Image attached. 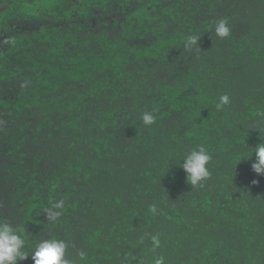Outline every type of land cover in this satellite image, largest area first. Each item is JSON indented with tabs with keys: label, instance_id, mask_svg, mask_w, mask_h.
<instances>
[{
	"label": "trees",
	"instance_id": "16d2710c",
	"mask_svg": "<svg viewBox=\"0 0 264 264\" xmlns=\"http://www.w3.org/2000/svg\"><path fill=\"white\" fill-rule=\"evenodd\" d=\"M261 113L264 0H0V223L29 254L54 238L73 264H264ZM197 145L211 176L192 186L177 165Z\"/></svg>",
	"mask_w": 264,
	"mask_h": 264
},
{
	"label": "clouds",
	"instance_id": "9594fccd",
	"mask_svg": "<svg viewBox=\"0 0 264 264\" xmlns=\"http://www.w3.org/2000/svg\"><path fill=\"white\" fill-rule=\"evenodd\" d=\"M215 33L220 38H227L230 35V28L224 19H219L214 25ZM199 35L191 36L188 41V47H198ZM230 97L227 94L221 95L216 103L217 110L222 109L225 105L230 104ZM152 112H144L142 114V122L144 125H152L156 122V116ZM264 115V113H261ZM252 153H255V160L251 164V170L259 175L264 176V142L257 144L251 148ZM251 153V155H252ZM249 158V157H248ZM248 158H244L247 160ZM212 156L208 149L203 145H197L189 149L183 158L179 161L178 167L181 168L187 175L186 180L190 185H202L210 176L209 163ZM182 161V163H181ZM168 171V170H167ZM253 184L257 183L256 180L252 181ZM63 202L54 203L50 208H47V218L51 221L57 220L62 212ZM155 212V207L152 208ZM153 243L156 247L159 246V240L153 237ZM26 241L23 238L19 229L14 228L9 223H0V264H18L31 256L33 264H73L66 253L69 247L68 243L60 239H43L35 245L34 250L29 254L25 251ZM80 257H84V253H79ZM155 264H165L163 256L155 259Z\"/></svg>",
	"mask_w": 264,
	"mask_h": 264
}]
</instances>
